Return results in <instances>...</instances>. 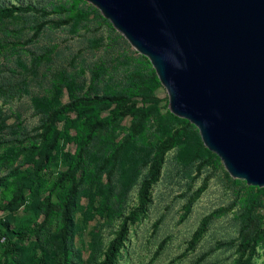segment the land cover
Returning a JSON list of instances; mask_svg holds the SVG:
<instances>
[{
	"label": "rangeland",
	"instance_id": "obj_1",
	"mask_svg": "<svg viewBox=\"0 0 264 264\" xmlns=\"http://www.w3.org/2000/svg\"><path fill=\"white\" fill-rule=\"evenodd\" d=\"M0 3L35 10L24 13L27 22L10 21L7 26L20 34L22 44L0 55V81L24 79L14 97H0V162L6 158L0 178L41 160L33 150L45 146L42 133L50 111L88 94L123 96L128 102L125 110L123 102L96 105L92 112L80 108L69 113L65 125L57 122L64 137L49 157V168L40 170L54 181L67 154L82 152L77 201L69 210L72 224L63 233L74 263L97 264L116 240L114 264H264V187L231 177L203 143L198 154L190 139L197 128L169 111L167 92L155 83L147 58L97 8L85 0ZM42 9L55 11L43 15ZM96 120L102 127L92 131L85 121ZM173 133L181 140L164 153L145 211L130 217L153 156ZM40 199L47 206L38 214L27 209V201L14 211L0 210L14 228L27 232L18 239L25 257L31 254L32 228L46 235L61 227L64 198L44 190Z\"/></svg>",
	"mask_w": 264,
	"mask_h": 264
},
{
	"label": "water",
	"instance_id": "obj_2",
	"mask_svg": "<svg viewBox=\"0 0 264 264\" xmlns=\"http://www.w3.org/2000/svg\"><path fill=\"white\" fill-rule=\"evenodd\" d=\"M153 67L228 174L264 187V0H85Z\"/></svg>",
	"mask_w": 264,
	"mask_h": 264
},
{
	"label": "trees",
	"instance_id": "obj_3",
	"mask_svg": "<svg viewBox=\"0 0 264 264\" xmlns=\"http://www.w3.org/2000/svg\"><path fill=\"white\" fill-rule=\"evenodd\" d=\"M28 11H35L29 6L22 5H9L5 6L0 3V55L3 52L16 48L22 44L20 34L9 28L7 25L14 18H22L25 22L24 13ZM55 9L45 10L42 9L40 12L43 15H48L49 13H54ZM44 23L41 22L35 28V35L40 33L41 28ZM144 58L143 56H140ZM146 64L150 66V63L147 59ZM35 62V64H37ZM35 69L32 70L34 72ZM64 73V72H63ZM154 80L156 84H159L158 77L156 73H153ZM69 78V75L67 74ZM137 77V76H135ZM134 77V80L137 79ZM24 79L12 81L11 78L4 79L0 81V97L12 98L16 93L22 88ZM117 96L110 95H99V94H88L81 97L73 98L69 103L61 105L59 108L54 109L47 113L46 126L42 135L44 136L45 146H38L36 150H33V153L37 156H40L37 165L34 168H25V169H15L11 170L8 173V176L0 178V210L3 209L14 211L20 204L27 201L26 207L28 210L35 211L36 214L39 213V210H46L44 207L47 206L40 199V194L47 190L49 193L57 192L61 197L64 198L62 205V222L59 231L52 233L50 231L46 232V235L41 231L40 227L35 226L32 228V238L28 245L31 248V254L29 257L24 256V252L21 250V247L18 244V239H23L26 237L27 232H23L19 226L14 228L10 220L5 216H0V237H4L3 241H0V264H79L74 263L71 260V255L75 254L72 248V244L67 241L68 227L71 226L72 220L69 215L70 208L77 201L78 194V185L76 174L79 172V167L83 163V157L81 150H78L74 157L69 153L67 154L65 160L63 161L64 168L58 171L57 178L54 181H51L49 177L45 176L40 172L42 168H49V157L52 152L59 146L60 138L64 137L62 130L58 129L56 123L65 125L69 113L80 108L84 110L88 109V112H92L91 108L96 105H107L111 102L117 103L116 105L123 102L124 99ZM122 99V101H121ZM128 102H123L124 110L128 108ZM85 114H80L83 117ZM171 116V115H170ZM73 121V120H71ZM88 127L92 131H95L93 128L95 126L102 127L101 122L98 120L90 123L85 121ZM73 124H76V121H73ZM190 126L191 125L189 124ZM181 134L173 133L171 137L165 138L158 147V151L153 156L151 166L147 176L143 179L141 185V195L138 206H136L130 213L131 216H137L139 212L145 211V204L149 195V189L151 185L157 180L160 173V168L163 163V155L169 150L174 142H180ZM177 139V140H176ZM192 143H197L196 147L198 154L200 156V149L202 147V140L198 133V130L193 132L190 135ZM13 141V140H12ZM206 152L207 148L204 149ZM6 158L1 160L0 165L4 166L6 163ZM7 163H11V158L7 157ZM88 188H84L82 192H85ZM12 195V196H10ZM49 197H46L45 200H48ZM21 220L17 218L16 222L19 223ZM199 235V232L195 233L193 240L196 239ZM16 237L15 240L12 238ZM28 237V236H27ZM50 241L53 246H50ZM120 242L116 243V240L112 242L106 251L104 252V259L98 262L97 264H114L115 252H117V247ZM16 254V258L11 261V255ZM77 255V254H76Z\"/></svg>",
	"mask_w": 264,
	"mask_h": 264
},
{
	"label": "built area",
	"instance_id": "obj_4",
	"mask_svg": "<svg viewBox=\"0 0 264 264\" xmlns=\"http://www.w3.org/2000/svg\"><path fill=\"white\" fill-rule=\"evenodd\" d=\"M4 240V237L2 236V237H0V241H3Z\"/></svg>",
	"mask_w": 264,
	"mask_h": 264
}]
</instances>
